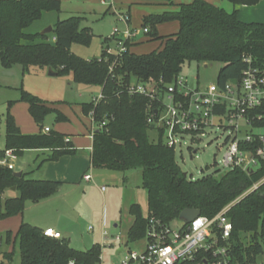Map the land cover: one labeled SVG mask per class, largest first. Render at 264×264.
Wrapping results in <instances>:
<instances>
[{
    "label": "trees",
    "instance_id": "16d2710c",
    "mask_svg": "<svg viewBox=\"0 0 264 264\" xmlns=\"http://www.w3.org/2000/svg\"><path fill=\"white\" fill-rule=\"evenodd\" d=\"M226 1L233 6L232 11L205 0L180 4L175 0H134L139 6L170 10L146 15L141 26L149 30L144 34L146 40L127 41L128 51L123 56L117 58L107 53L109 41L113 40L110 38L100 58L86 60L71 52L72 44L87 46L92 40L91 29L81 26V17L57 20L47 35L31 31L47 14L61 11V0H0V62L7 69L21 66L25 73L31 68H51L58 75L72 74L77 83L101 89L100 102L83 106L84 113L91 115L96 125L92 165L114 172L140 170L142 188L147 192V215L139 204L129 208L134 217L127 234L130 243L145 239L152 218L170 226L186 209H196L202 217L213 218L230 206L227 216L234 227L229 241L230 264H255L264 246V163L253 173L237 168L196 180L189 177L176 161V149L165 142L163 130L158 129L161 131L158 140L149 136L150 130L157 129L148 123V118L159 103L130 93L134 81L143 84L153 81L159 85L163 80L164 85H170L192 63L222 65L217 77L221 87L240 81L242 71L248 66L246 58L251 59L253 67L264 69V23H245L238 18L240 7L256 6L262 0ZM124 14L131 17L129 12ZM176 22L177 33L159 34L160 25ZM147 40L158 42L159 46L148 53L132 51ZM22 101L29 105L31 116L41 127L51 109L30 94H25ZM67 138L53 131L24 135L9 113L0 160L8 151L16 158L23 157L26 151H51L43 163L76 155L78 150ZM15 173L7 166H0V198L12 188L18 193L5 199L0 218L23 215L28 204H40L60 190L59 182L34 180L29 178V173L16 177ZM255 185L258 187L253 190ZM6 241L13 242L14 247L18 243L20 264H98L101 254L98 245L80 251L67 239L45 236L44 230L25 222L15 236L8 232ZM13 255L14 251L4 253V258L10 261Z\"/></svg>",
    "mask_w": 264,
    "mask_h": 264
},
{
    "label": "rangeland",
    "instance_id": "374dc122",
    "mask_svg": "<svg viewBox=\"0 0 264 264\" xmlns=\"http://www.w3.org/2000/svg\"><path fill=\"white\" fill-rule=\"evenodd\" d=\"M116 7L108 10L101 0L87 5L64 3L59 13L47 14L32 28V32L42 33L46 28L52 26L57 20L63 21L72 16L81 17V26L88 27L92 32V40L89 45L72 44L71 52L86 60L98 59L103 54V48L107 39L113 36L115 28L120 32L126 30V23L119 19V14L124 13L121 7L130 5L131 0H110ZM224 5L229 4L226 0L221 1ZM115 9H118L115 12ZM75 12V13H74ZM115 12V13H114ZM126 12V11H125ZM131 23L137 26L139 37L142 36V21L139 20V12L136 8L131 10ZM179 25L169 23L158 28L159 34L167 36L177 33ZM110 48L116 50V42L109 41ZM159 46L158 42L148 40L138 47V52L150 51ZM206 65V64H204ZM204 65L192 63L183 68L180 76L188 80L189 84L195 86L208 85L217 80L218 73L222 67L220 64H212L208 68ZM208 65V64H207ZM25 94L41 99L51 112L45 115L40 127L29 111V105L22 101ZM101 94L97 86L86 85L75 82L72 74L49 75L48 68H31L24 72L21 66L4 68L0 62V148L5 146L6 140V118L10 113L15 117L17 126L21 131L38 132L42 127H48L53 132H59L73 142V146L86 152L91 145V133L95 130L91 115H86L83 110L84 104L93 103ZM246 127H243L245 131ZM168 131H163L164 138ZM161 131L150 130L149 136L152 140H158ZM229 132L222 128H208L206 135L194 137L186 135L175 150L176 161L182 170L195 180L204 175L213 174L217 171L225 173L228 171L223 165L226 153V143ZM196 151V152H195ZM70 159L81 158L77 156ZM79 160V159H78ZM33 153H26L21 159L11 160L16 164L17 171L24 170L34 174L43 175L45 165L41 170H36ZM88 173L93 175L90 183L82 180V175ZM79 185H71L67 182L63 185V196L51 202L38 206L28 204L23 215L9 218H0V264H20L21 251L18 243L14 247L13 242L8 244L6 235L17 233L22 222L36 225L46 229L53 226L60 229L71 244L77 249H89L93 238L97 234L106 232L109 238L121 236L127 240V232L133 223V217L129 214L132 204H139L147 214V192L142 188V177L140 170L127 172H114L105 169L91 168V164L79 175L76 181ZM105 191H102V188ZM18 195L17 192L7 191L0 200V212L4 210V201L10 196ZM179 219L171 224L174 231L182 227ZM115 225H118L116 228ZM94 228V234L87 232L88 228ZM68 236V237H67ZM132 249L142 250L146 241L130 244ZM13 259L6 260L4 253L13 252ZM105 264L115 260V249H105Z\"/></svg>",
    "mask_w": 264,
    "mask_h": 264
},
{
    "label": "built area",
    "instance_id": "2783aa9c",
    "mask_svg": "<svg viewBox=\"0 0 264 264\" xmlns=\"http://www.w3.org/2000/svg\"><path fill=\"white\" fill-rule=\"evenodd\" d=\"M119 19L126 23V30L120 32L115 28L111 38L116 42V50L107 49L109 55L117 58L128 51L125 43L133 42L139 36V30L132 26L128 14L120 13ZM141 31L143 34L149 32L147 28ZM245 61L248 66L236 84L234 80L221 87L216 80L208 85L197 83L192 86L186 78L178 76L170 85H164L163 80L159 85L153 81L146 84L134 81L130 93L147 96L159 103L151 111L148 123L157 130L168 131L164 138L168 146L176 149L186 135L203 137L208 128L219 127L229 132L224 144L223 165L228 171L239 168L253 173L264 163V69L253 67L250 58ZM114 67H110L111 72ZM102 98L100 94L94 103ZM262 108L263 111L259 112ZM243 127H246L245 131ZM43 132L50 133L51 129L44 128ZM11 160H16V157L8 151L0 160V166L15 170ZM85 180L91 181L92 176L86 175ZM257 187L255 185L253 190ZM102 191H105L104 187ZM229 209L230 206L213 218L200 216L178 231L152 218L143 239L146 246L142 250L132 249L130 245L140 241L130 243L121 236L110 239L104 233L98 264H105L104 250L112 248L115 249V260L113 258L110 264H230L232 252L229 241L234 227L227 216ZM89 230L93 231V227ZM44 234L62 239V234L52 228L45 230ZM255 264H264V246Z\"/></svg>",
    "mask_w": 264,
    "mask_h": 264
},
{
    "label": "crops",
    "instance_id": "0c3cea01",
    "mask_svg": "<svg viewBox=\"0 0 264 264\" xmlns=\"http://www.w3.org/2000/svg\"><path fill=\"white\" fill-rule=\"evenodd\" d=\"M95 1H97V0H61L62 6H63L64 3H70V4L85 3L87 5H90V4L94 3ZM131 1H132V3L130 5H128V6L127 5H123V7L119 8V9H121L122 11H124V9H125L126 12L124 11V13H128V12L131 13L132 8L133 7L136 8L137 11L139 12V16H140L139 20H141V21L143 20V18L146 15H149V14H152V13L163 12V11H166V10H170L168 8H165V7L163 8V7H160V6H148V7L145 6V7H143V6H139V5L135 4L134 0H131ZM190 1L191 0H175V3L176 4L188 3ZM205 1L213 3V4L217 5V6L224 7L228 11H232L233 10V6L230 3L227 4V5H224L221 2L222 0H205ZM101 4L104 7H106V6L109 7L108 10H110L111 7H112V9L114 7H116L115 4H113L112 1H110V0H101ZM117 10L118 9H115V12ZM238 18H239L240 21L245 22V23H252V22L264 23V0H262L256 6H242V7H240L239 12H238ZM163 25H165V24H163ZM132 26L137 28V26H134L133 24H132ZM161 26L162 25H160L159 27H161ZM145 40H146V37L143 34L142 36H140V37L138 36L136 39H134V42L137 43V42H141V41H145ZM141 45H137V46L133 47L132 51L140 54V53H148V52H150V51L155 49L154 48V49H152L150 51H145V52H138L137 49ZM95 126L96 125H94V127ZM44 128H48V127H43L38 132H33V133H31L30 131L29 132L21 131V132L24 135H33V134H38L40 132H42L44 134V132H43ZM95 130H96V128H95ZM95 130H93V132ZM92 134L93 133H91L92 141H91V145L89 146V150L84 153L81 150L77 149L78 150L77 154L73 155V156H77V157H81V158H77V159H75V161L73 159L68 158V157H73V156H64L61 159H59L58 161H54V162L53 161H46V162L43 163V161L46 160L51 155V151H49V150L26 151L25 154L26 153H33L34 154V156H35L34 165L36 166V170H38V171L41 170L44 167V165H45V170H44L45 172L43 173V175H38V174L35 175L34 171H32V172H25L24 170L17 171L18 167L16 166V164L14 165L15 166V172H21L22 175L24 173H29V178H31V179H34V180H45V181H54V182L61 183L60 190L54 197H52V198H50V199H48V200H46V201H44V202H42L40 204H36V205H32V206H38V205H42L44 203L51 202V201H53L54 199H56L58 197L61 198L63 196V194H62L63 185L66 182L68 184H71V185H79L78 183H76V181L79 179V175L82 174V172H84V170L88 167V165L91 164V168L95 169L93 167V165H92V150H93V135ZM67 141H69L73 145V142L70 141L69 138H67ZM21 158H16L15 161H17V160H19ZM41 163H42V165H40ZM86 175H88V173H84L82 175V180L86 181L85 180V176ZM90 175L92 176V180H93V175L92 174H90ZM91 181H86V182L90 183ZM11 192H16V191L12 190ZM14 196H16V195H13V196H10V197H14ZM2 197H4V196H2ZM2 197H1V199H2ZM147 209H148V205H147ZM142 210H143V213L145 214L143 208H142ZM145 215H147V214H145ZM133 223H134V217H133ZM133 223H132V225H133ZM34 226H36V225H34ZM131 226L129 227V229L131 228ZM90 227H92V226H90ZM115 227L117 228L118 225H115ZM50 228L56 230L57 232H60L62 234V238H65L66 235H64V233L60 229H57V228H55L53 226H49L46 229H43V228H41V229L45 231V230L50 229ZM89 228H88L87 232L89 234L93 235L94 234V228H93V231H90ZM129 229H128V231H129ZM104 233H106V232H103L101 234L99 233L93 238L92 245H91V247H89V249L80 250V249H77L76 247H74L71 243H70V245L73 248H75L77 250H80V251L90 250L95 245H98L100 247V245L102 243V239H103V234ZM127 234H128V232H127ZM65 239H67V238H65ZM67 240L69 242H71V238L70 237H68ZM6 253H9V252H6ZM104 254H106V253H104Z\"/></svg>",
    "mask_w": 264,
    "mask_h": 264
},
{
    "label": "water",
    "instance_id": "95a60500",
    "mask_svg": "<svg viewBox=\"0 0 264 264\" xmlns=\"http://www.w3.org/2000/svg\"><path fill=\"white\" fill-rule=\"evenodd\" d=\"M53 31V27L52 26H49L48 28H46L41 34L42 35H47V34H50L51 32ZM212 64H209V65H205V68H208L209 66H211ZM49 75L50 76H57L58 73L53 71L51 68H49ZM237 81L235 80L234 81V84H236ZM155 114H158V112H155ZM252 173V171H251ZM15 176L16 177H21L22 176V173L21 172H16L15 173ZM13 191H16V188H12ZM201 216L200 214V211L199 210H196V209H186L184 210L179 219L184 223V224H190L192 223L194 220H196L197 218H199Z\"/></svg>",
    "mask_w": 264,
    "mask_h": 264
}]
</instances>
